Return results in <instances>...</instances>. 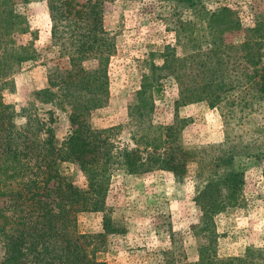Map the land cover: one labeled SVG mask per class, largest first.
<instances>
[{"label":"trees","instance_id":"1","mask_svg":"<svg viewBox=\"0 0 264 264\" xmlns=\"http://www.w3.org/2000/svg\"><path fill=\"white\" fill-rule=\"evenodd\" d=\"M47 2L51 47L58 46L59 57L66 58L67 64L48 66L47 85L35 93V100L69 110L75 128L57 147L50 127L51 110L41 115L23 109L25 124L18 127L14 107L0 99V242L4 250L0 264H107L97 257L103 240L123 233L106 205L112 172L122 169L139 175L167 170L182 180L188 163L196 165L194 202L201 216L193 230L198 259L177 262L167 251L165 263L264 264V248L249 247L242 257L230 258H218L212 249L213 220L239 202L244 184L236 158H264V114L260 117L264 107V4L262 10L250 13L249 26H243L230 7L205 12L201 6L195 17L202 21V31H207L206 46L200 44L182 56L167 48L161 56L163 64L154 67L158 73L142 76L133 103L143 108L137 107L132 115L129 106L135 147L118 150L114 143L118 127L95 129L88 122L90 114L107 103V61L113 52L98 7L90 4L71 12L70 0ZM29 30L26 17L16 11L15 0H0V89L11 83L23 63L35 59L31 43L15 41ZM89 59L96 60V66L87 69L83 64ZM167 76L178 88L176 109L205 102L219 111L224 126L222 144L185 148L179 134L182 121L176 114L170 124H153L150 113L163 88L161 79ZM64 164L80 170L84 187L74 184ZM80 213H101L102 232L81 233Z\"/></svg>","mask_w":264,"mask_h":264},{"label":"rangeland","instance_id":"2","mask_svg":"<svg viewBox=\"0 0 264 264\" xmlns=\"http://www.w3.org/2000/svg\"><path fill=\"white\" fill-rule=\"evenodd\" d=\"M71 12L95 4L101 15V27L112 48L107 61V103L94 110L88 122L92 128L118 127L114 138L118 150L134 148L131 135L135 123L129 117L143 104L134 102L143 75L154 76V67L163 64L167 48L182 56L200 44L204 47L208 35L202 31L201 6L205 12L221 6L234 9L243 26L251 24L250 13L263 9V0H70ZM17 12L29 23V33L16 36L17 44H30L36 50L34 60L21 65L11 83L0 89V99L12 105L17 114L15 125L25 124V112L44 114L51 110V129L59 147L75 126L69 110L62 111L35 100V93L47 85L48 66H66L67 59L59 57V48L51 47V21L47 0H15ZM88 10V9H87ZM97 10V11H98ZM205 25V24H204ZM203 34H206L203 36ZM85 68L96 66V60L84 62ZM153 66V67H152ZM151 81V80H150ZM163 88L155 97L150 113L153 124H170L176 114L182 121L181 142L189 150L216 146L224 141V126L217 109L205 102L175 108L178 88L172 77L161 79ZM152 84V82H150ZM26 109L23 113L22 110ZM264 114V107L260 117ZM134 125V127H133ZM138 126V125H136ZM248 130L247 126H242ZM236 128V127H235ZM240 133V132H239ZM238 133V134H239ZM146 154V153H145ZM144 154V155H145ZM74 184L84 187L85 178L72 164H64ZM235 167L243 173L244 184L239 202L215 216L212 249L218 258L242 257L249 247L264 248V158L256 161L239 157ZM183 179L171 171L156 170L139 175L122 169L112 172L106 205L109 215L123 233L108 235L97 257L107 264H166L165 253L172 252L177 262L193 263L198 259L193 227L199 224L201 213L194 202L195 163H188ZM101 213H80L78 230L84 234L102 232ZM4 250L0 242V261Z\"/></svg>","mask_w":264,"mask_h":264}]
</instances>
